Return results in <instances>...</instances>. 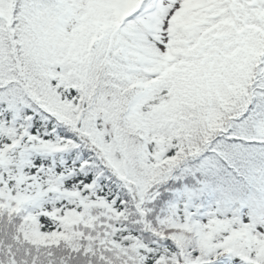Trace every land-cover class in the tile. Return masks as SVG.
I'll list each match as a JSON object with an SVG mask.
<instances>
[{"label": "snow or ice", "instance_id": "6c2138e0", "mask_svg": "<svg viewBox=\"0 0 264 264\" xmlns=\"http://www.w3.org/2000/svg\"><path fill=\"white\" fill-rule=\"evenodd\" d=\"M0 264H264V0H0Z\"/></svg>", "mask_w": 264, "mask_h": 264}]
</instances>
